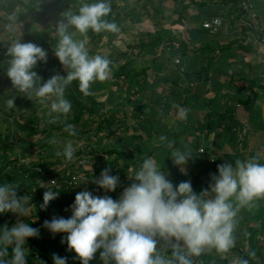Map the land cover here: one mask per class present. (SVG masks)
<instances>
[{
    "label": "crops",
    "instance_id": "obj_1",
    "mask_svg": "<svg viewBox=\"0 0 264 264\" xmlns=\"http://www.w3.org/2000/svg\"><path fill=\"white\" fill-rule=\"evenodd\" d=\"M155 1L157 7L141 31L156 32L153 37L163 39L161 46L143 49L128 30L115 36L117 25L108 28L109 39L120 37L122 54L112 53L111 44L107 58L120 66L134 59L136 72L142 71L133 81L118 75L126 85H119L123 98L117 109L128 118L134 117L126 107L138 110L133 132L120 133L108 146L133 152L137 165L144 160L137 186L140 198L147 203L150 199L148 204L156 209L160 230L181 220L210 223L225 243L219 242L204 264H240L236 243L249 241V226L264 225V52L241 28L231 0ZM251 1L264 31V0ZM215 16H222L225 24L211 34L202 24ZM132 42L136 48L129 54ZM6 88L5 82L0 84V104L7 106L0 105V134L11 141L17 135L5 114L11 112V91ZM25 142L0 154V182L5 175L13 176L7 193L0 194L2 208L17 191V168L29 164L14 151L25 155ZM203 147L205 156L199 153ZM17 192L19 197L25 194ZM182 198L188 203L184 218L176 212ZM252 206L254 218L241 209Z\"/></svg>",
    "mask_w": 264,
    "mask_h": 264
},
{
    "label": "rangeland",
    "instance_id": "obj_2",
    "mask_svg": "<svg viewBox=\"0 0 264 264\" xmlns=\"http://www.w3.org/2000/svg\"><path fill=\"white\" fill-rule=\"evenodd\" d=\"M146 1L121 0L118 6V10L121 12L119 13L120 16L116 22V27L118 29L122 28L121 31L124 32L128 30L136 40H138V32L141 29H146L143 24L146 25L150 20L152 4L146 5ZM60 11L62 12V8H58L55 13H52L51 21L49 22H34L31 19L21 22L16 20L17 22H15L17 12L9 16L6 15L4 10H0V17L5 16L8 21H0V67L4 69V64H10L13 59H16V61L19 59L23 60V57L12 58L8 50L23 43L26 36L31 32L49 29L60 18L58 15ZM86 31L85 28L77 29V31H72L70 35L64 34L62 36L63 39L72 36L73 44L85 46L86 49L82 53L63 58L62 60L61 58L53 57L50 52L47 54L32 53L27 55L29 64L38 59L47 60V65L43 66L40 72L36 74L37 78L24 74L27 76H24V80L20 83L18 82L20 78L14 75V72L5 71V74L11 75V86H20L15 87L16 90L13 91L14 94L12 93L13 96H11V103L14 102L12 106L15 110L14 118L23 122H32L35 125L39 123V128L36 129L39 132L45 129L42 133L47 140L44 144V138L39 140L41 136H38L33 138L30 143L25 142L24 153L26 156L20 150L14 151L22 156L21 159L23 157L28 158V161L32 163L42 164L46 161V165L50 168V171L43 170V172H40L37 178H32L31 175L17 174L18 177L14 182V185L17 186H15V189L20 192L25 191V198L20 199L22 201L19 204L20 208L14 207L13 210L11 209V213L7 215L4 227L0 229V235L5 234V236L8 234L7 229H9L13 239L17 241V246L21 253L19 254L25 256L24 264H40L39 253L35 248H32L33 246H31L30 242L35 237L49 249H60L61 245L64 247V241L71 234H80L81 239L88 243L86 247L90 250L79 249L81 251H74L63 249L59 252V254L63 252L60 256L56 252H51L50 256L54 264H112L110 260L104 259L98 253L92 254L91 248H96L104 243L110 246H123L128 243L139 244L141 235L144 234V230L142 228L139 229L136 224L135 213L130 210L131 204L141 209L143 205L151 202L150 199L147 203L140 198V190L135 183L137 181L141 182V175L136 174L133 169L119 171L115 174L114 171L116 169L113 167L116 161L115 156L105 157L101 161L100 166L105 168H103L105 173L100 175L97 174L98 172L93 171L94 168L90 161V147L92 144H97L100 141L101 147H107L109 143H115L117 140V135L111 139H105V136L98 139L97 136H94L93 128L102 121L101 115L105 113L106 109L118 108V102L123 98L120 95L119 85L120 83L124 86L126 84L124 81L120 82L118 80L119 72L116 68H118L119 64L116 65V70L111 73H100L97 67V65L100 67L108 65L107 53H109L108 47L111 44L112 53L120 54L121 50L119 47L122 45L120 37L109 39L108 34L110 32H108L104 35L101 34L99 40L92 42ZM143 32L151 33V29ZM120 34H115V36ZM129 39L131 41L130 37ZM145 39L147 43H150L152 36ZM124 43L127 44V42ZM130 46L128 48L130 49L128 51L129 54L134 52L136 48L133 42L130 43ZM18 68L16 67V70ZM76 69H79L78 73L74 74L79 76L82 83L91 85L92 96L87 92L79 94V96L83 95V98H81L83 103L87 109L90 108L94 112L93 114L86 112L76 121L75 125H72L73 114L67 111L65 104H70V102H66V96L75 91L69 75H73V70ZM109 75H114L112 76L114 79L112 80ZM18 95L22 98V102L20 101L22 107L16 103ZM132 98H135V96L130 97V99ZM96 102H105V106H98ZM138 104L140 106V103ZM127 108H129L128 115L132 114L135 118L138 109H135L134 105ZM134 118L126 116L124 118L123 116L128 126L135 124ZM71 126L74 129L70 128ZM128 132L131 134L133 131H126L125 133ZM82 161H86V163H82ZM51 171H53V174ZM119 174L129 177L130 181H125L121 185H113L117 182ZM74 177H76V182L70 184ZM51 180H54L55 184ZM112 180L115 183L111 184L110 181ZM113 186L121 189L120 191L116 190V195L114 194V196L110 193ZM67 188L72 192L85 195L90 201H96L97 210L91 211L89 209L75 218L66 216L62 220L67 222H64V225L61 226L54 222V218L58 216L54 210L56 204L63 198L60 190ZM130 198L131 200L129 201ZM43 211L49 213L47 216H51V221L43 218L45 214ZM69 219H72V221ZM5 236H0V238L2 239ZM1 239L0 248L1 242H3ZM7 241L11 244L14 243L11 238H7ZM62 241L63 243H61ZM55 243L57 244L56 246ZM240 243L249 246L247 247L248 250L253 247L248 241ZM256 243L260 246L258 241Z\"/></svg>",
    "mask_w": 264,
    "mask_h": 264
},
{
    "label": "trees",
    "instance_id": "obj_3",
    "mask_svg": "<svg viewBox=\"0 0 264 264\" xmlns=\"http://www.w3.org/2000/svg\"><path fill=\"white\" fill-rule=\"evenodd\" d=\"M120 2L121 0H0V10H4L6 15L12 16L15 12H17L15 16V22L25 21L27 19H31L32 21L34 20V22H49L51 21L52 13H55L58 8H62V12L60 11L58 13L60 18L55 21L54 24L49 27V29L31 32L26 36L23 43L8 50V53L12 58L23 57V60L19 59L16 61V59H13L11 60L10 64H4V69L0 67V84L4 82L8 84L6 90L11 91V96H13V91L16 90L15 87L17 88L20 86H11V75L5 74V71L14 72V75H17L18 78H20V80H18V82L20 83H22V81L24 80V76L27 75L37 78L36 74L40 72V69L43 66L47 65V60L38 59L37 61H33L31 64H29L27 56L29 54H47L50 52L52 53L53 57L55 56L57 58H61L62 60L63 58L82 53L86 49L85 46L81 44H73L72 36H69L66 39H63L62 36L64 34L70 35L72 31H77V29L85 28L87 30L86 32L91 37L92 42L99 40L101 34L104 35L105 33L109 32L108 28L110 26L117 25L116 22L118 20V17L120 16L119 13L121 12L118 10ZM149 3L152 4L151 9L155 6L157 7L155 0H147L146 5ZM0 21L8 22L5 16L0 17ZM121 30L122 28H117V31H114L113 34H120L121 32H124ZM154 34H156V32H138L137 39L139 43L136 46H140L143 49H145V47L157 48L158 46H161L160 44H162L163 39L158 36V38L153 37ZM145 36H152L150 43H147V40L145 39L147 37ZM119 55L121 54H118V56ZM117 63L118 62L116 59H107V66L100 67L99 65H97V67L100 73H111L117 69L119 75L125 73L123 75H129L131 81H133L136 75H141L142 73V71L139 72V70L138 72H136L137 68L134 59H129L128 62L123 66L118 65V68H116ZM16 67H19V70H16ZM78 70H73V75H69L71 79L70 82L74 86V90L76 92L73 91L72 94L66 96V102H70V104H65L67 111L73 114L72 125H75L76 121H78L83 114H86V112L92 114L94 112V110L92 111V109L90 108H88V110L86 105L83 103V99H81L83 98V95L79 96V94H82L84 92H87L92 96L91 93L93 92V90L91 89L90 84L85 85L84 83H82L79 76L74 74L76 72L78 73ZM20 101L22 102V98L18 95L16 103L19 104L20 107H22ZM96 103L98 106H105V102ZM0 105L2 109H6L7 107L2 104ZM13 105L14 102L11 103V112L5 111V114L7 116H11V133L14 130L17 137L11 139V141H6V139H4L0 134V154L5 153L9 148L12 149L14 145L16 146L22 141L25 142L38 136H41L39 140H42L41 138H44V144L47 142L45 138L46 136H44L42 133L45 131V129L44 131H40L41 134H39V130L36 129L39 128V123H36L35 125L32 122H23L19 119L14 118L15 110L14 108H12ZM122 115L124 116V118L125 116L127 117L125 111L123 112L116 109H106L105 113L101 115L102 121L93 128L94 136H97L98 139H101L103 136H105V139H111L116 135V137H118L122 132L133 131L131 130V126H128V124L124 121ZM70 128L74 129V127L72 126ZM101 146V142L99 141L97 144H92V146L90 147V161L94 168L93 171H95L96 173L98 172V175L105 173V168H101L100 163L105 159V157L109 156H115L116 161L113 164V167H115L116 169V171H114L115 174L119 171L133 169L136 174H139V176L141 175L144 160L141 165H137L138 160L133 152L122 151L113 147ZM199 153L200 155L205 156L206 149L204 148V152L199 151ZM44 157L46 156L44 155ZM212 159L214 162L213 164H216L218 162L216 160V157L211 158V160ZM17 170V172L21 171V174H25L27 176L31 175L32 178H37L40 172H43V170L50 171V168H48L45 161L42 164L29 162V164L26 165L22 163L19 168H17ZM52 172L53 171H51V173ZM14 178L15 180L17 179V177ZM10 179H13V176H3V179L0 182V194L7 193ZM139 183L140 182L137 181L135 184L138 185ZM231 183L232 181L230 182V184ZM15 186L16 185H14L13 187ZM111 188L112 190L110 193L112 196H114V194L116 195V190H121L116 186H113ZM14 190L16 189L14 188ZM60 192H62L61 194L63 195V198L59 203L56 204L54 210L55 214L58 215L54 218V222L58 223L57 225L63 226V223L67 222L63 221L66 216L75 218L76 216L81 215L89 209H91V211L97 210V206L95 205L96 201H90L86 198L85 195L81 193H76L74 191L72 192L69 188L61 189ZM24 195L22 194L19 197V193L17 191H12L11 200L7 202L5 207H0V229L4 227V224L6 222L5 218H7V215L11 213V209L13 210L14 207L20 208L19 204L22 202L20 199H24ZM180 200L182 202L180 204L181 207L177 208L176 212L180 213V218H184V214L186 213V211L184 212L182 210L187 209L184 206L188 203L186 202V199L182 198ZM253 208L254 206L242 207L241 209L247 214H252L254 218ZM140 212L141 218H145L149 213L157 211L156 209L152 208L150 204H146L141 207ZM215 212L219 214V210L214 209L213 213ZM2 213H4V216H2ZM43 213H45V211H43ZM47 215H49V213H45L43 215V218L45 220L51 221V216L48 217ZM194 219L196 218L194 217ZM69 220L72 221V219ZM210 226V223L208 224L205 222H197L190 224L185 223V221L183 222V220H181V222H178L177 225L172 224L168 228L163 227V236L160 239L162 247L159 252L144 251L143 248L137 243H128L123 246H110L107 243H104L96 248H91V251L93 252L92 254L98 253L99 255L103 256L104 259L110 260L112 264H182L180 261V257L182 251L184 250V247L179 237L181 235H193L200 242H202L201 244L191 245L194 250L193 254L196 256V259L199 262L204 264L208 255H212L211 253L218 251L219 242L225 243V239L219 237L218 234L214 232V230L213 232L209 231ZM248 229L250 238L248 239L247 237V239L253 247H251L249 249L250 252L247 253V249H245L246 246L244 244L236 243V249L238 250V253L240 255V264H257L259 261H264V225L256 224L253 226H249ZM7 230L8 234L6 236L5 234L0 235L5 236L2 239L0 238L3 241L1 242L2 245L0 248V264H24L25 256L20 255L21 253L19 252L17 241L13 239V236L11 235L9 229ZM177 230L178 232H176ZM146 232L147 229H144V233ZM177 233L179 234L175 235ZM7 238H11L12 242L14 243L11 244L9 241H7ZM81 238L82 237L80 234H71V236L68 237L66 241H64V247L61 245L60 249H49V247L44 246V243L41 242L37 237L31 239L30 242L31 246H33L32 248H35V250H37V252L39 253L40 264H54L52 261V257L50 256L51 252H56V254L60 256V254L62 255L63 252L60 254L59 252H61V250L63 249H71L74 251L90 250L86 247L88 243H86V241L82 240ZM256 241L260 243V246L257 245ZM61 243H63V241ZM56 245L57 244L55 243V246Z\"/></svg>",
    "mask_w": 264,
    "mask_h": 264
},
{
    "label": "built area",
    "instance_id": "obj_4",
    "mask_svg": "<svg viewBox=\"0 0 264 264\" xmlns=\"http://www.w3.org/2000/svg\"><path fill=\"white\" fill-rule=\"evenodd\" d=\"M220 1V0H219ZM231 4L235 7L238 14L240 15V26L245 30L249 35L254 37L255 42L257 43L260 50L264 52V31L260 25L258 14L254 10V5L251 0H231ZM225 24V20L222 16H215L208 21H205L202 24V27L208 30L211 34L218 33L219 29ZM176 62L179 63V58L176 59ZM200 152H204V148H200ZM86 163V161H82ZM40 171V169H39ZM117 182L114 180L110 181L113 185H121L125 181H130V178L123 176L122 174L118 175ZM55 184L54 180H51ZM76 182V177H74L70 184ZM131 198L129 199V201ZM130 210L133 211L136 215V224L139 229H147V232L141 235V242L138 244L143 248L144 251H157L159 252L162 244L160 239L163 236V229L160 230L157 221L156 212L149 213L145 218H141V212L139 208L130 205ZM171 222H176V219H172ZM210 232H213L212 228H209ZM183 243L184 250L181 253L180 261L182 264H202L196 259V256L193 254L194 250L191 245L201 244L195 236L193 235H181L179 237ZM156 240V242H155ZM174 248V247H173ZM257 264H264V261H259Z\"/></svg>",
    "mask_w": 264,
    "mask_h": 264
}]
</instances>
